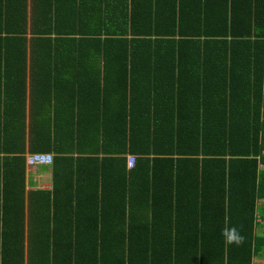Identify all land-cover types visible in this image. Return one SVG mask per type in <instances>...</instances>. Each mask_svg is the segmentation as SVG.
Here are the masks:
<instances>
[{"label":"trees","instance_id":"trees-1","mask_svg":"<svg viewBox=\"0 0 264 264\" xmlns=\"http://www.w3.org/2000/svg\"><path fill=\"white\" fill-rule=\"evenodd\" d=\"M260 200L264 0H0V264L263 263Z\"/></svg>","mask_w":264,"mask_h":264},{"label":"crops","instance_id":"crops-1","mask_svg":"<svg viewBox=\"0 0 264 264\" xmlns=\"http://www.w3.org/2000/svg\"><path fill=\"white\" fill-rule=\"evenodd\" d=\"M53 114L48 110V112L45 114V118L46 117H52ZM41 120L42 119V115H40ZM44 118V119H45ZM41 129V127H40ZM25 152L27 154H30L29 151L27 150V137H26V142H25ZM42 151L37 152V153H49L52 154V152L50 150H48L49 148L45 147V146H41ZM26 154V155H27ZM25 155V156H26ZM53 155V154H52ZM25 167H26V174H25V190L26 191H50L53 189V180H52V173H51V168H52V164L51 165H42V166H34V167H27L26 163H25ZM86 168H92V167H86ZM104 169L110 170V168H116L118 169L119 167H108V166H103ZM108 173V172H107ZM111 174V173H110ZM103 186H109L111 188V190L114 191H118V194L121 192L122 195L125 197L124 194V183L122 181L119 180H115V179H109L107 182H103L102 183ZM103 187L101 186L100 181H97V187H96V191L97 193L99 192V197L101 196V191H102ZM118 194H116L114 196V194H112L111 192L106 193L104 190V194L103 197L106 200H116V201H120V199H118ZM264 200H260V202H262ZM259 205V203H258ZM261 205H259V209H262V207H260ZM258 231V230H257ZM260 232H262V230L260 229Z\"/></svg>","mask_w":264,"mask_h":264},{"label":"built area","instance_id":"built-area-1","mask_svg":"<svg viewBox=\"0 0 264 264\" xmlns=\"http://www.w3.org/2000/svg\"><path fill=\"white\" fill-rule=\"evenodd\" d=\"M53 161V155L49 153H30L25 156V163L27 167L51 165ZM134 157L128 156L126 166L131 169L134 166Z\"/></svg>","mask_w":264,"mask_h":264},{"label":"rangeland","instance_id":"rangeland-1","mask_svg":"<svg viewBox=\"0 0 264 264\" xmlns=\"http://www.w3.org/2000/svg\"><path fill=\"white\" fill-rule=\"evenodd\" d=\"M258 203L262 207V209H258V214H264V201H262V202L259 201ZM254 264H264V262L262 263V262H259L258 260H255Z\"/></svg>","mask_w":264,"mask_h":264},{"label":"clouds","instance_id":"clouds-1","mask_svg":"<svg viewBox=\"0 0 264 264\" xmlns=\"http://www.w3.org/2000/svg\"><path fill=\"white\" fill-rule=\"evenodd\" d=\"M232 233H233V234H231V235L228 237V239H229L230 242L233 241V240H237V239H238V237L234 234V233H235V230H232Z\"/></svg>","mask_w":264,"mask_h":264}]
</instances>
